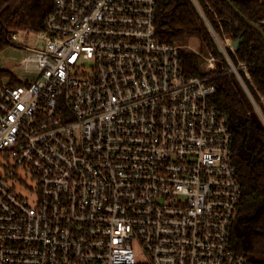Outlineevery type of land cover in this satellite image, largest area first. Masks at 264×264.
I'll use <instances>...</instances> for the list:
<instances>
[{
	"label": "built area",
	"instance_id": "1",
	"mask_svg": "<svg viewBox=\"0 0 264 264\" xmlns=\"http://www.w3.org/2000/svg\"><path fill=\"white\" fill-rule=\"evenodd\" d=\"M156 11L54 0L43 29L11 34L25 54L0 83V264H264L229 244L242 185L228 116Z\"/></svg>",
	"mask_w": 264,
	"mask_h": 264
},
{
	"label": "trees",
	"instance_id": "2",
	"mask_svg": "<svg viewBox=\"0 0 264 264\" xmlns=\"http://www.w3.org/2000/svg\"><path fill=\"white\" fill-rule=\"evenodd\" d=\"M156 0V24L161 40L186 45L197 38L200 50L181 49L183 72L206 77L216 91L211 101L228 116L232 153L242 185V195L229 230L230 247L264 263V121L242 82L215 42L214 31L224 40L243 38L237 50L226 45L251 96L264 117V38L241 18L225 0ZM249 21L264 30V0H231ZM54 7V0H0V52L12 44L17 30H40ZM209 24V25H208ZM202 53V54H201ZM212 53L216 68L206 69L203 55ZM246 65V71L240 64ZM12 71L0 67V83ZM15 85L19 80L13 81Z\"/></svg>",
	"mask_w": 264,
	"mask_h": 264
},
{
	"label": "rangeland",
	"instance_id": "3",
	"mask_svg": "<svg viewBox=\"0 0 264 264\" xmlns=\"http://www.w3.org/2000/svg\"><path fill=\"white\" fill-rule=\"evenodd\" d=\"M212 32L215 36V37L214 36L213 37H214L217 45H218V42L216 39H218V41H220L222 43V45L225 46L226 40L225 41L221 40L214 31H212ZM17 36H18V40L20 42L23 41L26 46H33L36 43V33L34 31L30 32L29 37H27V32H24V31L17 32ZM185 44H186V48H188V49H192V50H195L197 52L200 50V42L197 38H190L186 41ZM218 47H219V45H218ZM24 54H25L24 51H21L19 48H17L13 44H11L6 49H4L3 51L0 52V67L1 68H7V69H13L15 66V61H14L13 57H16L17 59H21L24 56ZM206 69L208 70L207 66H206ZM254 102H255V100H254ZM257 107H258V105H257Z\"/></svg>",
	"mask_w": 264,
	"mask_h": 264
},
{
	"label": "water",
	"instance_id": "4",
	"mask_svg": "<svg viewBox=\"0 0 264 264\" xmlns=\"http://www.w3.org/2000/svg\"><path fill=\"white\" fill-rule=\"evenodd\" d=\"M195 5L201 10L200 6H199V3L197 0H192ZM226 2H228L230 4V6L233 8V10L241 17L243 18L251 27H253L254 29H256L260 34L261 36L264 38V30L263 28L261 27V25L257 24V23H254L252 21H249L248 18L238 10V8L231 2V0H225ZM202 12V10H201ZM209 25V24H208ZM213 33V32H212ZM214 35V34H213ZM215 37V36H214ZM229 40V43H230V46L234 49V50H237L240 46V43L243 41V38L241 39H237V40H231L230 38H228ZM256 103V102H255ZM255 107H256V110L259 112V114L261 115L263 121H264V117L262 115V112L261 110L257 107V104H254Z\"/></svg>",
	"mask_w": 264,
	"mask_h": 264
}]
</instances>
